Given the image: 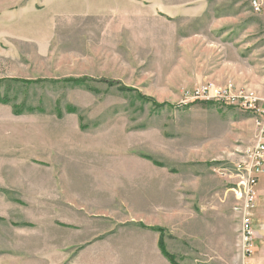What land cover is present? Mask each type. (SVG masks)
Wrapping results in <instances>:
<instances>
[{"label": "rangeland", "instance_id": "374dc122", "mask_svg": "<svg viewBox=\"0 0 264 264\" xmlns=\"http://www.w3.org/2000/svg\"><path fill=\"white\" fill-rule=\"evenodd\" d=\"M251 1L0 0V264H170L160 233L176 264L238 263L219 172L254 118L189 94L232 84L264 105ZM256 191L263 236L264 174Z\"/></svg>", "mask_w": 264, "mask_h": 264}, {"label": "built area", "instance_id": "2783aa9c", "mask_svg": "<svg viewBox=\"0 0 264 264\" xmlns=\"http://www.w3.org/2000/svg\"><path fill=\"white\" fill-rule=\"evenodd\" d=\"M263 0H252L251 9L255 14L263 10ZM191 101L218 102L222 105L235 106L245 114H250L255 122V138L251 148L240 155L230 167L220 171V177L231 185L235 196V215L239 221L242 264L254 253V241L258 238L253 229L251 210L257 208L258 197L256 185L264 174V105L250 91L237 89L232 84L217 87L206 84L189 94ZM264 103V102H263Z\"/></svg>", "mask_w": 264, "mask_h": 264}, {"label": "trees", "instance_id": "16d2710c", "mask_svg": "<svg viewBox=\"0 0 264 264\" xmlns=\"http://www.w3.org/2000/svg\"><path fill=\"white\" fill-rule=\"evenodd\" d=\"M11 82H18L16 80H12ZM81 82V81H80ZM8 81H2L0 80V86L1 85H7ZM111 84V83H109ZM8 89V87H7ZM7 91V90H6ZM138 97L141 100H144L146 102H148L149 104H151L152 106L157 107H161V105H158L157 103H155L153 100L142 97L141 95L138 94ZM0 102L6 103L8 102V97L4 96L2 97L0 95ZM197 102V101H196ZM207 104H213V102H207ZM142 227V225H141ZM148 230H152V231H157V232H161L163 229L159 228V227H145ZM157 247L159 249V251L161 252V254L168 260V262H170L171 264H176V258L175 256L171 255L167 249H166V244H165V240H164V235H162V233H160L158 240H157Z\"/></svg>", "mask_w": 264, "mask_h": 264}, {"label": "crops", "instance_id": "0c3cea01", "mask_svg": "<svg viewBox=\"0 0 264 264\" xmlns=\"http://www.w3.org/2000/svg\"><path fill=\"white\" fill-rule=\"evenodd\" d=\"M261 216L262 217H264V214L262 213L261 214ZM260 229L262 230V231H264V223L260 226ZM257 235H258V238L256 239V241L258 242V243H261V245L264 243V235L263 236H261V235H259L258 233H257ZM260 240V241H259ZM263 240V241H262ZM263 243H262V242ZM262 246H264V245H262ZM158 248V247H157ZM159 250V249H158ZM161 253V252H160ZM257 253H258V255H257V257H256V259H254V262H256V264H263L264 263V260H263V256L261 255V253L259 252V249H258V251H257ZM162 255V254H161ZM254 255H255V252H254ZM163 256V255H162ZM164 257V256H163ZM252 257V255L249 257V258H251ZM165 258V257H164ZM248 258V259H249ZM166 259V258H165ZM261 259V260H260ZM167 260V259H166ZM256 260V261H255ZM168 261V260H167ZM242 261H243V258H242V254L240 255V259L238 260V263L237 264H242ZM247 260H245L244 262L246 263V264H249V263H247L246 262ZM170 263V262H169ZM171 264V263H170Z\"/></svg>", "mask_w": 264, "mask_h": 264}]
</instances>
